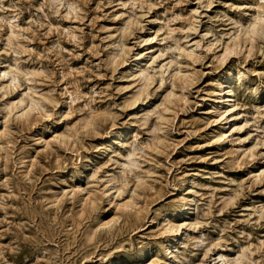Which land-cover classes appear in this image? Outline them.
Wrapping results in <instances>:
<instances>
[{"label":"rangeland","instance_id":"obj_1","mask_svg":"<svg viewBox=\"0 0 264 264\" xmlns=\"http://www.w3.org/2000/svg\"><path fill=\"white\" fill-rule=\"evenodd\" d=\"M0 264H264V0H0Z\"/></svg>","mask_w":264,"mask_h":264},{"label":"bare ground","instance_id":"obj_2","mask_svg":"<svg viewBox=\"0 0 264 264\" xmlns=\"http://www.w3.org/2000/svg\"><path fill=\"white\" fill-rule=\"evenodd\" d=\"M254 22V21H253ZM254 26L255 25H252V26H250L249 28H247V30H246V33L249 35V36H252V34L254 33ZM246 29V28H245ZM257 38V37H256ZM142 75V74H141ZM144 79H145V77H143ZM15 79V78H14ZM12 81V80H11ZM219 93V92H218ZM231 97V96H230ZM44 100V99H43ZM182 100V99H181ZM214 101V100H213ZM33 104V102H30V105H32ZM27 106V105H26ZM33 107V106H32ZM35 107V106H34ZM37 109V108H36ZM88 126V125H87ZM129 156V155H128ZM127 157V156H126ZM132 161V160H131ZM130 161V162H131ZM124 164V163H123Z\"/></svg>","mask_w":264,"mask_h":264}]
</instances>
